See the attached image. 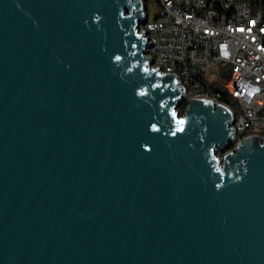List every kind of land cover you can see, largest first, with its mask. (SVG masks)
Segmentation results:
<instances>
[{"label":"water","instance_id":"95a60500","mask_svg":"<svg viewBox=\"0 0 264 264\" xmlns=\"http://www.w3.org/2000/svg\"><path fill=\"white\" fill-rule=\"evenodd\" d=\"M143 15L0 0V264H264V135L228 149L230 111L149 65Z\"/></svg>","mask_w":264,"mask_h":264},{"label":"built area","instance_id":"2783aa9c","mask_svg":"<svg viewBox=\"0 0 264 264\" xmlns=\"http://www.w3.org/2000/svg\"><path fill=\"white\" fill-rule=\"evenodd\" d=\"M141 1L149 65L175 72L190 98L225 104L235 128L228 149L264 135V0Z\"/></svg>","mask_w":264,"mask_h":264},{"label":"rangeland","instance_id":"374dc122","mask_svg":"<svg viewBox=\"0 0 264 264\" xmlns=\"http://www.w3.org/2000/svg\"><path fill=\"white\" fill-rule=\"evenodd\" d=\"M151 2H152V0H151ZM155 11H156L155 8L152 7V9L150 10V13L153 14ZM211 78H214V77L212 76ZM207 81H208V83H211L212 85H213V84H216V83H217V84H222L221 80H220V79H217V78H214L213 81H210V80L207 79ZM182 111H183V110H182ZM219 152L222 153V151H219Z\"/></svg>","mask_w":264,"mask_h":264},{"label":"trees","instance_id":"16d2710c","mask_svg":"<svg viewBox=\"0 0 264 264\" xmlns=\"http://www.w3.org/2000/svg\"><path fill=\"white\" fill-rule=\"evenodd\" d=\"M222 100H226V98L224 97H221ZM186 105H187V101L186 100H183L180 104V109L181 110H184L186 108Z\"/></svg>","mask_w":264,"mask_h":264}]
</instances>
